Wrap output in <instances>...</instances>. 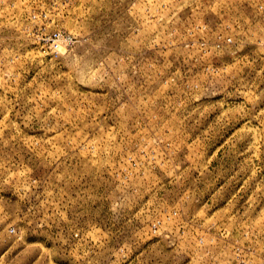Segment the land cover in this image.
Listing matches in <instances>:
<instances>
[{"label": "rangeland", "instance_id": "1", "mask_svg": "<svg viewBox=\"0 0 264 264\" xmlns=\"http://www.w3.org/2000/svg\"><path fill=\"white\" fill-rule=\"evenodd\" d=\"M0 264H264V0H0Z\"/></svg>", "mask_w": 264, "mask_h": 264}]
</instances>
